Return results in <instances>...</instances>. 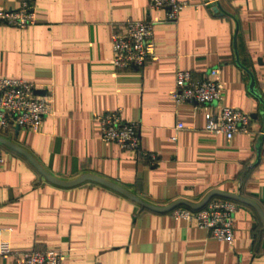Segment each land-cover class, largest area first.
Segmentation results:
<instances>
[{
    "label": "crops",
    "instance_id": "crops-1",
    "mask_svg": "<svg viewBox=\"0 0 264 264\" xmlns=\"http://www.w3.org/2000/svg\"><path fill=\"white\" fill-rule=\"evenodd\" d=\"M29 1L34 25L0 24V77L51 95L52 110L38 132L0 133L12 144L0 142V239L13 253L62 252L63 264H264V0H185L176 21L154 26L157 60L126 70L113 66L111 34L128 19L163 20V10L149 13L148 0ZM213 68L220 104L251 116L250 131L230 140L205 131L207 106L171 99L177 71L200 79ZM117 108L139 125V152L101 140L94 118ZM36 165L61 181L97 176L160 208L219 191L259 210L212 197L237 206L229 245L106 185L54 184Z\"/></svg>",
    "mask_w": 264,
    "mask_h": 264
},
{
    "label": "built area",
    "instance_id": "built-area-1",
    "mask_svg": "<svg viewBox=\"0 0 264 264\" xmlns=\"http://www.w3.org/2000/svg\"><path fill=\"white\" fill-rule=\"evenodd\" d=\"M189 4L185 0H148L147 11L152 13L163 10V20L153 17L142 21L126 20L120 30L111 34L113 66L118 70L137 69L150 61H156L154 26L161 21H176L179 13ZM35 23L34 5L29 0H19L16 8H0V24L26 28ZM217 74L218 69L213 68L203 78L194 79L189 71H177L171 99L176 104L207 106L209 111L205 114V131L223 134L230 140L235 134L250 131L251 116L237 108L220 104L222 94ZM51 110V95L37 96L34 85L23 79L0 77V133L13 132L16 128L38 132L43 119L50 115ZM121 113V109L117 108L95 116L99 136L102 141L114 143L121 150L139 152V125L137 122L126 121ZM181 128L182 124L176 125V129ZM171 139L175 140V136ZM142 156L150 166L158 163L154 153L143 152ZM1 162L0 158V166ZM236 210L234 202L214 197L200 209L176 206L170 213L188 222L195 221L199 228L207 229L214 239L233 245L232 226ZM10 256H13L14 264H63L65 260L64 253L55 251L13 253L10 242L0 239V258Z\"/></svg>",
    "mask_w": 264,
    "mask_h": 264
},
{
    "label": "water",
    "instance_id": "water-1",
    "mask_svg": "<svg viewBox=\"0 0 264 264\" xmlns=\"http://www.w3.org/2000/svg\"><path fill=\"white\" fill-rule=\"evenodd\" d=\"M214 10L217 11V7H215ZM16 130H18V129L16 128ZM0 142L7 143V144L12 146V144H10L8 141L4 140L3 138H0ZM19 151H21L22 153L26 154L22 150H19ZM37 168L39 169V171L43 174V176L45 178H47L50 182H53L54 184L61 185V186H74V185H78V184H80L82 182H85V181H94V182L106 185V186H108V187H110V188H112V189L124 194L125 196H127L128 198H130L134 202L138 203L139 205H141V206H143L145 208L154 210V211H169V210H171L174 207L179 206V205H183V206L188 207V208H190L192 210H197V209H200L201 207H203L213 196H222V197H226V198L240 200V201H243V202H246V203H249V204L255 206L259 210V208L250 200L244 199V198H242L240 196H236V195L225 194V193H222V192H219V191L210 192L198 204H192V203H189V202L184 201V200H177V201L173 202L172 204H170V205H168V206H166L164 208H160V207L153 206V205H151L149 203H146V202L134 197L133 195H131L129 192H127L126 190H124L120 186H118L116 184H113V183H111V182H109L107 180H104L102 178H99L97 176L84 174V175H82V176H80V177H78V178H76L75 180H72V181H61V180H58L56 178H53L52 176H50L49 174L44 172L40 167L37 166ZM260 214H261L262 220L264 222V217H263L261 212H260Z\"/></svg>",
    "mask_w": 264,
    "mask_h": 264
},
{
    "label": "trees",
    "instance_id": "trees-1",
    "mask_svg": "<svg viewBox=\"0 0 264 264\" xmlns=\"http://www.w3.org/2000/svg\"><path fill=\"white\" fill-rule=\"evenodd\" d=\"M181 206H183V205H181Z\"/></svg>",
    "mask_w": 264,
    "mask_h": 264
}]
</instances>
